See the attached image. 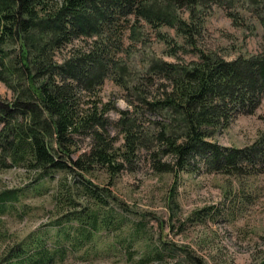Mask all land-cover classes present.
I'll use <instances>...</instances> for the list:
<instances>
[{
    "label": "trees",
    "instance_id": "16d2710c",
    "mask_svg": "<svg viewBox=\"0 0 264 264\" xmlns=\"http://www.w3.org/2000/svg\"><path fill=\"white\" fill-rule=\"evenodd\" d=\"M212 5L239 20L232 9L251 8L264 28V0H0V80L14 92L10 104L0 98V163L33 165L47 174L70 166L89 170L86 156L90 162L107 165L110 173L125 168L106 130L107 102L100 99L97 103L89 96L107 78H126L131 72L118 53L124 49L127 32L144 42L138 22L195 36L201 32L196 24L189 28L184 13L190 11L189 17H197L199 8ZM132 19L135 26L128 24ZM199 53L198 59L189 61H152L146 72L155 74L156 80L148 74L131 86L137 95L129 103L134 109L122 111L116 122L122 126L129 161L152 140L166 147L161 154L164 150L165 155L171 154L181 169H187L194 157L217 172L238 173L250 164L264 163V132L244 148L224 147L212 140L215 131L227 126L236 113H253L261 104L264 46L256 54L230 60L214 52ZM162 79L160 90L152 94L150 87ZM129 84L123 86L129 89ZM148 110L159 116L154 130L150 129L153 122L147 120ZM75 133L89 134L95 142L91 152L78 159L72 158ZM53 138L59 146L53 145ZM86 190L98 196L92 187ZM15 198L14 191L1 192L0 212ZM96 229L93 222L81 231L87 239ZM32 242L34 248L9 249L3 264H50L60 252L46 247L36 250L41 243ZM155 252L163 258L161 249ZM185 254L176 264L194 263L193 254ZM149 258L142 257L139 264H147Z\"/></svg>",
    "mask_w": 264,
    "mask_h": 264
},
{
    "label": "rangeland",
    "instance_id": "374dc122",
    "mask_svg": "<svg viewBox=\"0 0 264 264\" xmlns=\"http://www.w3.org/2000/svg\"><path fill=\"white\" fill-rule=\"evenodd\" d=\"M232 10L241 20L218 5L199 8L197 17H189L190 11L184 13L189 28L196 24L201 32L195 36L168 26L153 27L145 21L136 26L143 43L132 39L129 32L125 34L124 49L118 56L131 72L126 78H107L89 96L91 101L107 102L106 130L114 140L116 154L124 159L120 162L125 168L119 172L110 173L107 165L93 159L90 162L86 156L84 163L89 170L70 166L47 174L33 165L0 163V193L10 190L17 194L0 212V264L9 249L23 245L34 248L32 240L41 243L36 250L60 251L50 264H139L147 256V264H176L185 258V252L193 254V264H264L263 162L245 166L243 172H217L194 157L187 169H181L171 154L165 155V150L161 154L166 147L152 140L149 145L141 144L143 148L129 161L122 126L116 124L122 111H133L129 103L137 95L131 86L153 75L146 72L152 61L198 59L199 50L229 60L260 52L264 28L253 11ZM134 23L132 19L128 24ZM190 42L198 43L199 50ZM150 78L155 81L157 77ZM124 82H130L129 89ZM164 82L162 79L151 86L152 94ZM13 95L0 80V98L10 104ZM147 114V120L153 122L150 129H156L154 122L159 116L149 110ZM262 132L264 96L255 112L236 113L227 126L215 131L212 140L224 147L244 148ZM73 137V159L91 152L95 143L91 135L75 133ZM52 143L59 146L57 138ZM86 186L95 189L98 196L88 194ZM93 222L98 229L85 239L81 230ZM157 248L163 258L156 256Z\"/></svg>",
    "mask_w": 264,
    "mask_h": 264
}]
</instances>
